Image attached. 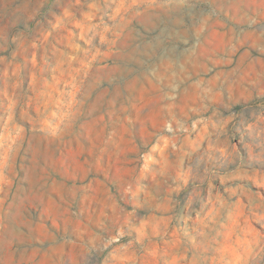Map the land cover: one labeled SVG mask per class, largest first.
Segmentation results:
<instances>
[{
	"label": "rangeland",
	"instance_id": "1",
	"mask_svg": "<svg viewBox=\"0 0 264 264\" xmlns=\"http://www.w3.org/2000/svg\"><path fill=\"white\" fill-rule=\"evenodd\" d=\"M0 264H264V0H0Z\"/></svg>",
	"mask_w": 264,
	"mask_h": 264
}]
</instances>
